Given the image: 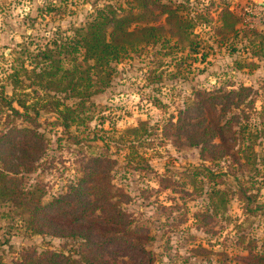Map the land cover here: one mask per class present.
Returning <instances> with one entry per match:
<instances>
[{
  "label": "rangeland",
  "instance_id": "obj_1",
  "mask_svg": "<svg viewBox=\"0 0 264 264\" xmlns=\"http://www.w3.org/2000/svg\"><path fill=\"white\" fill-rule=\"evenodd\" d=\"M170 1L182 4L194 23L196 52L174 39L140 45L113 63L109 83L91 97L93 105L86 102L82 122L64 128L55 112L44 108L58 94L33 83L28 87L30 75H20L17 84L9 77L19 66L20 44H29L34 53L48 37L70 35L73 27L84 25L95 7H126V0H0V93L3 88L6 99L21 98L26 105L38 101L26 117L15 100L21 115L1 101L0 135L28 126L42 138L38 157L23 163L20 150L10 147L18 138L10 139L9 133L0 145L12 164L31 165L29 172L20 168L19 175L24 187L43 192L41 203L63 193L91 157L113 159L111 181L126 194L120 206L133 219L132 227L149 234L138 236L146 249L141 255L151 264H251V256L264 253V138L254 145L253 164L228 170L229 162H222L219 167L227 173L212 178L193 171L203 163L199 147L174 145L161 129L195 90L244 85L256 109L264 105V50L256 45L257 33H264V0ZM223 8L238 21L237 30L224 37L216 29ZM25 65L30 68L29 58ZM132 127L136 131L129 132ZM212 187L224 190L225 203L211 194ZM25 216L11 203L0 204V264H22L31 254L42 257L48 251L82 261L75 252L79 239L33 233Z\"/></svg>",
  "mask_w": 264,
  "mask_h": 264
},
{
  "label": "trees",
  "instance_id": "obj_2",
  "mask_svg": "<svg viewBox=\"0 0 264 264\" xmlns=\"http://www.w3.org/2000/svg\"><path fill=\"white\" fill-rule=\"evenodd\" d=\"M182 10V4L170 0H126V7L121 4L95 7L91 19L84 25L73 27L70 35L48 37L34 53L29 50V44H20L19 66L9 77L17 84L22 82L20 75L24 78L30 75L28 87L33 83L58 94L44 108L54 111L63 127L69 128L71 123L82 122L86 102L93 105L91 97L107 86L114 71L113 63L140 45L174 39L182 47L196 52L197 41L192 38L194 23ZM219 16L221 24L216 28L219 35L224 37L237 30V16L232 11L223 8ZM257 35L256 45L264 50V33ZM26 58L30 60V68L25 65ZM249 90L244 85L237 89L195 90L189 102L178 109L176 115H170L162 126V134L171 137L174 145L199 147L201 161L212 165L201 163L193 167L195 174L204 172L208 177H221L227 173L219 167L222 162H229L225 167L228 170L235 164L255 162L254 145L257 138H264V105L256 109ZM60 95L62 99L73 100L64 103ZM4 96L1 88L0 104L5 100L13 114L21 115L12 105L15 100L25 117L26 110L34 109L38 103L26 105L24 99ZM135 129L132 127L128 131ZM36 131L28 126L10 127L0 135V141L9 140V133L10 139L18 138L10 147L20 150L19 162L23 163L41 153L37 143L42 138ZM2 148L0 145V204L11 203L26 213L25 222L33 233L81 241L79 250L75 251L82 257L81 262L70 255L48 251L42 257L33 253L22 264H151L150 258L144 260L142 257L146 249L144 239L138 236L149 234H140L138 228L132 227L133 219L120 206L126 194L111 181L113 159L91 157L89 166L66 185L63 193L41 203L43 192L23 186L19 170L25 167L8 161L10 154ZM29 170L31 165L24 169ZM211 194L221 196L224 190L212 187ZM220 199L226 202L222 196ZM131 251L134 255L129 253ZM251 257L254 261L249 259V263L264 264V253Z\"/></svg>",
  "mask_w": 264,
  "mask_h": 264
}]
</instances>
